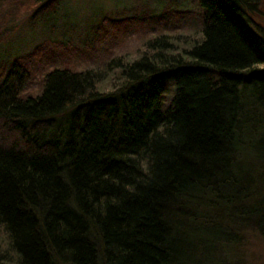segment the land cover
<instances>
[{
	"label": "trees",
	"instance_id": "1",
	"mask_svg": "<svg viewBox=\"0 0 264 264\" xmlns=\"http://www.w3.org/2000/svg\"><path fill=\"white\" fill-rule=\"evenodd\" d=\"M69 1L0 0V264H220L227 223L264 241L259 0H131L86 29L108 47L1 55Z\"/></svg>",
	"mask_w": 264,
	"mask_h": 264
},
{
	"label": "rangeland",
	"instance_id": "2",
	"mask_svg": "<svg viewBox=\"0 0 264 264\" xmlns=\"http://www.w3.org/2000/svg\"><path fill=\"white\" fill-rule=\"evenodd\" d=\"M130 4L131 0H70L68 4L63 5L62 9L57 13L56 16H54L53 20L50 22L53 24L51 31H44L49 27H46L43 30V23L42 26L37 24L36 29L32 30L28 15L21 21L19 29L13 37L14 39L12 38L13 42L11 40L6 44V47L4 48L1 55H5L8 58V56L12 54L27 53L33 48L32 43L35 42L38 44L43 39L57 41L70 40L72 41V44L82 49L87 46V42H89L90 46L94 47L95 49H97L98 47H108L110 42L108 38L101 42V44L99 43L96 45V40H94L93 37H87L88 34L86 32V29L90 25H93L96 17L101 14V12L108 13ZM253 17L257 20L258 23H261L264 28V0H259L258 4H256ZM111 42L115 44L114 51L118 53L117 55H126L127 60H130L133 57L132 52L136 45L134 39L127 37L125 40H123L122 38L118 37ZM247 94H249V92H247ZM248 99L251 100V98ZM259 103L261 104V109H257L258 113L256 116H258V118L261 117V119L264 121V99L262 98ZM251 105L248 110L251 109ZM61 120L62 121H60V125L62 126H59L55 133H62V130L64 128L63 124L67 121V118L64 117ZM259 133L260 134H258L257 137L255 136L253 140L251 139V137L249 140L254 141L256 140V138H263L264 129ZM256 161L257 163H255L254 157L250 155L245 158L244 164L249 167L254 165L251 169L257 175L258 173L262 175L264 173V156L260 159L258 158V160L256 159ZM226 227L229 229L231 234L235 232L236 236L242 237L243 241H239L241 242V244L234 249L231 246L229 248L228 246H226L229 251L223 250V253H216L214 255V260L219 261L220 264H264L263 240L256 237L257 235H253L250 237L247 235L249 233L245 234L240 231H236L242 226H234V224L232 223H227ZM233 238L235 239V237Z\"/></svg>",
	"mask_w": 264,
	"mask_h": 264
}]
</instances>
